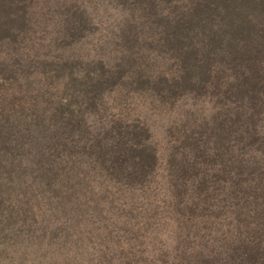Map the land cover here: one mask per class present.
Returning <instances> with one entry per match:
<instances>
[{
    "label": "rangeland",
    "instance_id": "rangeland-1",
    "mask_svg": "<svg viewBox=\"0 0 264 264\" xmlns=\"http://www.w3.org/2000/svg\"><path fill=\"white\" fill-rule=\"evenodd\" d=\"M180 3L1 6L0 264L260 263L264 27L256 67L200 64L181 89L159 30Z\"/></svg>",
    "mask_w": 264,
    "mask_h": 264
},
{
    "label": "trees",
    "instance_id": "trees-1",
    "mask_svg": "<svg viewBox=\"0 0 264 264\" xmlns=\"http://www.w3.org/2000/svg\"><path fill=\"white\" fill-rule=\"evenodd\" d=\"M9 1L0 0V9ZM187 1H190L189 4L183 6V2ZM161 3L162 0L160 6ZM176 7L168 10V13L160 9V29H156H159L161 36L166 38L169 48L180 52L181 63L188 69L181 79L185 84L181 89H187V86L190 88L191 86L187 85L189 82L196 83L200 79L199 75H192L193 71H198L197 66L200 64L207 71H213L211 66L216 61L220 64L229 63L235 69H239L243 65L250 66L254 63L251 59H246L247 56L253 60L261 57L262 53L253 54L251 52L253 46L245 43L257 38L251 34L252 31L262 30L264 27V20L256 11V7L239 6L235 0H181L180 5ZM6 23V28L9 29V22ZM178 43L181 47L176 46ZM246 49L251 53L247 54ZM260 63L262 65L264 62ZM254 67L256 66L248 68ZM238 80L241 82V78ZM255 165L253 164V167ZM257 169L259 170V167ZM258 170L255 169L257 179L263 180L264 175ZM196 182L200 183L199 179L194 181ZM208 190L213 193L212 187L210 189L208 186ZM262 260L264 254H260L255 262L263 264Z\"/></svg>",
    "mask_w": 264,
    "mask_h": 264
}]
</instances>
